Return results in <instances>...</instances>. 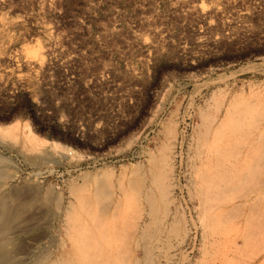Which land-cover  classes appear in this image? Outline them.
I'll return each mask as SVG.
<instances>
[{"label": "rangeland", "instance_id": "rangeland-1", "mask_svg": "<svg viewBox=\"0 0 264 264\" xmlns=\"http://www.w3.org/2000/svg\"><path fill=\"white\" fill-rule=\"evenodd\" d=\"M62 262L264 264V0H0V264Z\"/></svg>", "mask_w": 264, "mask_h": 264}, {"label": "bare ground", "instance_id": "bare-ground-1", "mask_svg": "<svg viewBox=\"0 0 264 264\" xmlns=\"http://www.w3.org/2000/svg\"><path fill=\"white\" fill-rule=\"evenodd\" d=\"M161 176H162V173H159L158 171H153V173H152V176H151V179H150V181H151V183H152V188H150V189H153V186H155V185H158L159 184V182H160V180H161ZM149 189V190H150ZM148 192V191H147ZM146 199H147V202H148V204H149V207H150V215H154V213H156L157 212V208H156V204H158L157 203V201H158V199L160 200V198L159 197H157L154 193H153V190H151V193L149 192V193H147V196H146ZM85 241V240H84ZM86 243V241L82 244V246L83 247H86L84 244ZM81 246V247H82ZM82 247V248H83ZM81 248V250H84V248L82 249ZM87 248V247H86ZM86 250V249H85ZM82 252V251H81ZM83 254V253H82ZM85 254V253H84ZM85 257H86V255H85ZM67 263V262H66ZM61 264H63V262L61 263ZM65 264V263H64ZM68 264H71V263H68Z\"/></svg>", "mask_w": 264, "mask_h": 264}]
</instances>
